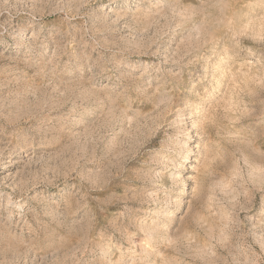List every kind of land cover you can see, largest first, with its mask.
Returning <instances> with one entry per match:
<instances>
[{
    "label": "rangeland",
    "instance_id": "1",
    "mask_svg": "<svg viewBox=\"0 0 264 264\" xmlns=\"http://www.w3.org/2000/svg\"><path fill=\"white\" fill-rule=\"evenodd\" d=\"M0 264H264V0H0Z\"/></svg>",
    "mask_w": 264,
    "mask_h": 264
}]
</instances>
